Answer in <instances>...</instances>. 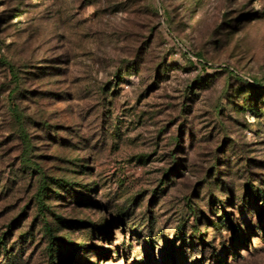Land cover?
<instances>
[{"label":"rangeland","instance_id":"374dc122","mask_svg":"<svg viewBox=\"0 0 264 264\" xmlns=\"http://www.w3.org/2000/svg\"><path fill=\"white\" fill-rule=\"evenodd\" d=\"M0 264H264V0H0Z\"/></svg>","mask_w":264,"mask_h":264},{"label":"trees","instance_id":"16d2710c","mask_svg":"<svg viewBox=\"0 0 264 264\" xmlns=\"http://www.w3.org/2000/svg\"><path fill=\"white\" fill-rule=\"evenodd\" d=\"M225 217H228V215H225ZM228 219V218H227Z\"/></svg>","mask_w":264,"mask_h":264}]
</instances>
